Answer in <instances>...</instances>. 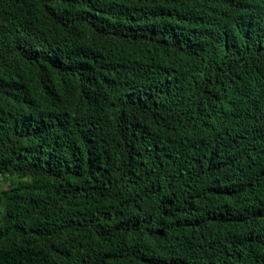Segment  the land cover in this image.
I'll use <instances>...</instances> for the list:
<instances>
[{
    "label": "trees",
    "instance_id": "obj_1",
    "mask_svg": "<svg viewBox=\"0 0 264 264\" xmlns=\"http://www.w3.org/2000/svg\"><path fill=\"white\" fill-rule=\"evenodd\" d=\"M0 264H264V0H0Z\"/></svg>",
    "mask_w": 264,
    "mask_h": 264
},
{
    "label": "rangeland",
    "instance_id": "obj_2",
    "mask_svg": "<svg viewBox=\"0 0 264 264\" xmlns=\"http://www.w3.org/2000/svg\"><path fill=\"white\" fill-rule=\"evenodd\" d=\"M11 177L0 176V190L6 189Z\"/></svg>",
    "mask_w": 264,
    "mask_h": 264
}]
</instances>
